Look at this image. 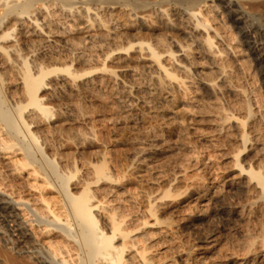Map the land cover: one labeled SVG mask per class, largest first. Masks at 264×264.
<instances>
[{
    "label": "bare ground",
    "instance_id": "6f19581e",
    "mask_svg": "<svg viewBox=\"0 0 264 264\" xmlns=\"http://www.w3.org/2000/svg\"><path fill=\"white\" fill-rule=\"evenodd\" d=\"M224 3L0 0V156L14 159L0 180V264H264V134L259 129L264 118L257 103L239 109L229 104L232 110L218 112L208 107L215 112L208 123L216 133H233L239 144L229 154L232 168L222 185L204 178L203 184L182 187L178 175L164 179L163 170L159 175L151 168L148 191L135 187L165 149L150 144L128 165L107 151L77 162L62 149L71 144L79 150L86 139H97L96 125L74 133L68 123L89 122L88 114L71 102L63 109L52 105L59 97L103 103L110 95L126 112L150 100L143 93L153 101L162 95L175 100V92L187 96L197 89L210 99L222 91L245 95L243 85L231 84L243 71V53L222 20L228 17L238 29L244 11L264 15V0ZM136 31H148L149 40L136 38ZM131 54L150 73L149 85L133 81L136 70L114 66ZM22 172L44 182L45 187L30 188H50L58 198L43 192L38 201L24 198L29 185L18 183ZM217 217L235 228L234 237L221 234Z\"/></svg>",
    "mask_w": 264,
    "mask_h": 264
},
{
    "label": "rangeland",
    "instance_id": "374dc122",
    "mask_svg": "<svg viewBox=\"0 0 264 264\" xmlns=\"http://www.w3.org/2000/svg\"><path fill=\"white\" fill-rule=\"evenodd\" d=\"M222 1H223V3L225 2L224 4H227L229 0H222ZM244 12L242 13V15L240 14L238 16V19H242L241 21H238V29H236L235 25H232V23L229 22L228 17H224L222 22L226 28V32L227 33L229 32L228 35L234 39L235 38L237 39V40L235 39V43L237 44L236 46L239 47L238 49L240 51V54L243 53L240 55L242 57V59L241 58L240 59H241V62L243 63L242 70L245 72V74L242 71L237 76H235V78L233 77L232 80L235 83L232 82L231 84L232 85L234 84L235 86H237L236 83H239L240 85H238V86H240V87L243 85L241 87V89L244 90V92L247 91L246 92L247 94L244 93L245 95H243V96H238V97L234 96L233 97L232 94H230L226 91H222L223 93L221 92L218 95L219 98L217 96L214 99L213 98L210 99L206 95L204 96L202 90L199 89L201 91L200 92L197 89V91L195 90L196 93L194 91L191 93L189 92L187 96H185L182 93L175 92L174 93L175 95L174 94H172V95L176 96L175 97L176 99L175 98H173V99H175L177 102H175V100H170V99L165 98L166 101L168 100L166 102L163 99L166 96L162 95L161 97H163V98H161V99L159 96L158 99L155 98V101H153L154 99L151 100V98L149 97L148 94L143 93L141 95V97L144 98L145 100H147V99L148 100L150 99V100L147 101L146 104H144V103L142 104L141 102L133 104L129 108V110L127 109L126 112H125V109L124 110L121 109V108H123L121 104H120V109L118 108V106L114 102V100H112L110 98V95L108 94L109 91H107L108 93L106 92L107 94L105 93L106 96L109 95L108 96L109 98L107 97L108 101L107 100H106L107 102L102 101L103 103H101L100 100L98 101V99H94V98H92V99L91 98H89V99L88 98H86V99L82 98L81 99V98L72 97L73 99L70 98L69 100H67V99H63V97L62 98L59 97V99L53 101L52 105L57 106V107L59 106V108H62V107L64 108V107H66L67 104H70V102H71L72 105H75L76 107L78 106L77 108H79L80 111L84 110L81 112L88 114L89 118H91V119H89L90 121L88 120L89 122L79 120L76 123L75 122L74 123H68L67 128L70 131H73L74 133H77L78 131H80V133L82 132V134H83V132L85 130L86 131L84 133H86L87 130L90 132V130L87 129L89 126L96 125L97 127L95 126V130H97L96 134H98V136H97L98 138L97 139L95 138L96 140L93 139L94 137L92 139L88 138L89 140L86 139L85 143L83 142V145H82L83 147L81 146V148L79 150H77L75 148V146L70 144V145H67L68 148H66V146H65L64 149H62V152L65 151V152L72 153V155L75 156L74 159H76L77 162H80L81 160L83 161L85 158L86 159L84 161H86V160L91 161V159L93 160L95 158L97 153L100 154L101 151H103V152L107 151V152H110L111 156L112 155L116 156L113 158L118 159V160L120 159V163L122 165H128L131 162L130 159L132 158L133 154H135V153L137 154V153L143 152L145 150H148L155 145L154 148H156V149H157V147L159 149H165L166 155L165 154L158 155V156L154 157L152 159V161L149 162L152 167H149L148 168L149 170H147V172L148 171H150V172H148V173L145 172L146 174H148L147 175L148 177H146V174L143 173L146 177V178L144 177L146 182L143 181V182L139 183L135 187V189H137V191H141V190L143 191V189L145 191L149 190V188L151 186H148V184L150 183L148 179H150V176H152L153 168L155 169L153 171L154 174H156V173L158 174L160 171L163 170L162 172H160L161 175H160V173H159V175H160V177H163L164 179H166V177L169 178V177H174V176L178 175V177H180L179 178V185H181L182 187L193 186V182H197V184H198V182H199V184H203L202 182H205V179L213 180L217 184L222 185L223 180L227 178V175L229 174V172L232 168L231 167L232 165L230 164L231 163L230 155L232 153L231 150L235 151L237 149L236 147H238L239 144L236 143L237 141L235 140L234 136L232 135L233 133H231L232 136L230 135V133H225L226 135L222 134L219 136L216 133L215 128L212 125H210L211 123H208L209 119H210L209 116L214 114L215 112H218V109L221 110V108H222V109H225L228 111L232 110L231 107L233 109H235V107L236 108L238 107V109H239L240 107H242L240 105L243 104V107H244V105H246V104H244L245 102L246 103L250 102L253 104L257 103V106L259 104L258 107L255 105L256 106L255 109L257 111L260 110L259 113L264 118V50H263L264 49L263 48L264 42L261 41L262 35L260 34V33H262L264 35V30H263L264 29V15L262 13L261 14L256 13V14L252 15L251 13L246 14ZM232 26H233V28H232ZM255 27H261L262 28L261 32H259V31L257 32V30L255 31L254 30ZM136 32L138 33L139 31H136ZM242 32L245 34L244 37H242V35H243ZM134 34H135V31H134ZM138 34H139V36H138ZM138 34H137L138 37L135 36L136 38L140 37L139 39H142V40L144 39L146 41L149 40V38H150L148 31H141ZM81 37H83V35H78V34L76 35V38H81ZM145 37H146V39H145ZM244 41H247L248 43L244 44L243 43ZM255 42H257V45L255 44ZM133 55L134 54H131V58H130V56L127 57L129 59L126 58V61L123 60V62H120V63L115 62L114 66L119 67L120 70H129V69L136 70L138 73L135 74V76H136V77L134 76L135 78L133 77L134 80L131 78H129V79L133 80L134 82H136L138 84L143 83L142 85L147 86L150 84L149 82H150V76L151 75L148 72V70L145 69L144 64H141L140 66H138L139 64H137L133 60L134 59ZM232 80H230V81H232ZM241 82H242V84H241ZM190 94H191V96H190ZM244 96L247 99L249 98L248 100H250V101H247V99L244 98ZM196 98L199 100L198 103L195 102ZM200 99H201V101H200ZM255 99H257V100L255 101ZM221 100H222V102H221ZM170 101H172V102H170ZM168 102H170V103H168ZM200 102H203V103L200 104ZM239 102H240V104H239ZM229 104L231 107L229 106ZM135 105H136V107H135ZM148 105H149V107H148ZM196 105H198V106H196ZM80 106H81V108H80ZM155 107H156V109H155ZM208 107H210V109L212 107L216 108L215 110H214V108L211 109V110H214L215 112H213V111L211 112V110ZM168 108H170V110ZM206 108H208L209 111ZM258 108H262V109H258ZM130 109H132V110H130ZM153 109H155L156 111ZM167 109H168V111L166 112ZM189 109H190V111H188ZM203 109L206 111H204ZM164 110H165V113H164ZM184 110L185 111L187 110V111L185 112ZM90 112H91V114H90ZM192 112H195V114L197 113L198 115L196 114V116H198V117H196L195 114ZM204 112H205L206 116H205ZM207 112H209L211 114H208ZM163 113L165 116L163 115ZM172 113H174V117H172L173 116ZM176 113H177V115H176ZM190 114H193L192 117ZM199 116H200V119H199ZM191 120H192V122H190ZM262 120H264V119H262ZM85 122H87V123H85ZM111 122H113V123H111ZM205 122H207V123H205ZM93 123H94V125H90ZM195 123L197 125H195ZM86 124H88V126ZM263 127H264V121L261 122V125L259 128L260 130L262 129L260 131V132H262L261 133L262 135L264 134V128ZM195 129H197V130H195ZM193 131H195V132H193ZM187 132H189V133H187ZM194 133H195V135H193ZM228 136H229V138L230 137L231 138L228 139ZM219 137H221V138H219ZM226 137H227V139H226ZM106 140H107V142H106ZM86 141H87V144H86ZM152 142H154V143H152ZM166 143H167V145H166ZM105 144H106V146H105ZM150 144L151 145L153 144L152 147L149 146ZM161 146H163V147H161ZM164 147H166V148H164ZM73 152H75V153H73ZM103 152H101V153H103ZM226 154L227 155L230 154V155L227 156ZM248 154H250V153H248ZM2 156H3V158H2ZM0 157H1L0 158V164H1L0 165V180H1L5 177V175H7V171L12 167V164H10V161H12L14 159H11L10 155L9 156L1 155ZM118 157H120V158H118ZM167 164H169L168 167H167ZM157 166H159L160 168ZM228 167L230 168V170ZM151 168H152V171L150 170ZM182 170H184V171H182ZM200 176L202 178H200ZM17 180H18V183H19V181H20V183H21V181L22 182L24 181L27 185H29L28 191H26V193L24 194V198H26L27 200L29 199L30 201H32V200L38 201L42 192L44 195H46L47 198H52V199L58 198L56 192L50 188L46 187V189L42 192H40L38 189L36 190L34 188L33 189L30 188L31 186H35V187H37V186L38 187H41V186L45 187V186H43L44 182L41 178H38V180H37L35 177H33V176L31 177L28 172H25V173L22 172V173L18 174ZM140 184L142 186H140ZM37 207L41 208V205H37ZM217 218H215L214 223H216L218 226H219V224L222 225V226L220 225L221 227L219 226V228L221 229V234L223 236L228 235L230 237H232V235L234 234L233 235V237H234L235 236V231H234L235 228L233 226H229L225 220H223V219L220 220L219 217H217ZM226 225H228V226L226 227ZM224 226L227 228L226 230H225ZM228 227L229 228L233 227L234 229L233 228L229 229ZM190 234H192V233L190 232ZM193 236L194 235H192V240H194V238H195ZM190 237H191V235H190ZM1 244L2 243H0V245ZM8 247L10 248L12 246L9 245ZM4 251L8 252L7 250H4Z\"/></svg>",
    "mask_w": 264,
    "mask_h": 264
}]
</instances>
